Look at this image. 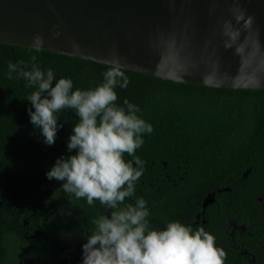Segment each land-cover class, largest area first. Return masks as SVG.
<instances>
[{
	"label": "trees",
	"instance_id": "trees-1",
	"mask_svg": "<svg viewBox=\"0 0 264 264\" xmlns=\"http://www.w3.org/2000/svg\"><path fill=\"white\" fill-rule=\"evenodd\" d=\"M32 56L42 71L51 68L56 79L70 78L73 90L95 88L108 68L84 59L0 44V264H12V253L31 251L16 234L24 226V215L36 211L40 219L57 202L64 209L89 210L85 198L70 196L60 182L49 181L45 175L56 159L75 155V151L67 152V139L78 122L74 110L57 113L63 127L55 144L47 146L27 112L31 107L27 97L35 88H26V81L16 79L15 73L13 79L7 78L9 62L30 64ZM123 71L130 83L126 89L115 88L116 103L123 106L127 99L138 105V116L154 129L143 136L144 144L135 153L144 161L143 172L153 163L188 162L190 176L205 185L252 166L254 175L264 183V90L200 87ZM124 159L132 158L125 153ZM13 211H17L15 217Z\"/></svg>",
	"mask_w": 264,
	"mask_h": 264
},
{
	"label": "water",
	"instance_id": "water-1",
	"mask_svg": "<svg viewBox=\"0 0 264 264\" xmlns=\"http://www.w3.org/2000/svg\"><path fill=\"white\" fill-rule=\"evenodd\" d=\"M59 35H56V34ZM177 83L264 90V0H0V44ZM35 50V49H34Z\"/></svg>",
	"mask_w": 264,
	"mask_h": 264
},
{
	"label": "clouds",
	"instance_id": "clouds-1",
	"mask_svg": "<svg viewBox=\"0 0 264 264\" xmlns=\"http://www.w3.org/2000/svg\"><path fill=\"white\" fill-rule=\"evenodd\" d=\"M32 43L39 52L43 39L37 35ZM35 61L32 56L30 64L9 62L7 78L15 73L16 79L26 81V88H35L27 97V112L43 143L55 144L63 127L58 124L61 110H74L78 118L67 139V152L75 155L56 159L46 178L60 182L70 196L85 198L89 206L99 201L111 210L110 216L93 220L94 231L82 244V264H224L225 251L204 226L193 229L174 221L156 230L147 219L146 200L125 203L143 174L144 161L135 153L144 144L143 136L154 129L138 116V105L127 99L123 106L116 103L115 88L126 89L130 83L119 60L109 61L103 82L88 90H73L70 78L56 79L51 68L42 71ZM125 153L132 159L126 162Z\"/></svg>",
	"mask_w": 264,
	"mask_h": 264
},
{
	"label": "flooded vegetation",
	"instance_id": "flooded-vegetation-1",
	"mask_svg": "<svg viewBox=\"0 0 264 264\" xmlns=\"http://www.w3.org/2000/svg\"><path fill=\"white\" fill-rule=\"evenodd\" d=\"M147 169L125 203L146 200L150 227L163 230L174 221L193 229L204 226L225 251L224 264H264V183L252 166L205 185L190 176L188 162L153 163ZM110 212L99 201L87 211L64 209L57 202L40 219L36 211L24 215L16 234L31 251L12 253V264H82V244L94 231L93 220Z\"/></svg>",
	"mask_w": 264,
	"mask_h": 264
}]
</instances>
